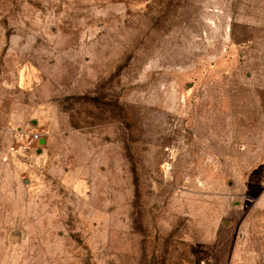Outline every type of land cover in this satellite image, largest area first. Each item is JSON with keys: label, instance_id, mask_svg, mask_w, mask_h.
<instances>
[{"label": "rangeland", "instance_id": "rangeland-1", "mask_svg": "<svg viewBox=\"0 0 264 264\" xmlns=\"http://www.w3.org/2000/svg\"><path fill=\"white\" fill-rule=\"evenodd\" d=\"M0 264H264V0H0Z\"/></svg>", "mask_w": 264, "mask_h": 264}, {"label": "built area", "instance_id": "built-area-1", "mask_svg": "<svg viewBox=\"0 0 264 264\" xmlns=\"http://www.w3.org/2000/svg\"><path fill=\"white\" fill-rule=\"evenodd\" d=\"M37 139H38V134H33L32 137L30 138V142L37 141Z\"/></svg>", "mask_w": 264, "mask_h": 264}]
</instances>
